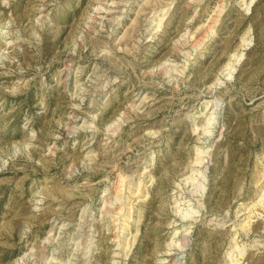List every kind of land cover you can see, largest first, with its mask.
Returning <instances> with one entry per match:
<instances>
[{
  "label": "rangeland",
  "instance_id": "obj_1",
  "mask_svg": "<svg viewBox=\"0 0 264 264\" xmlns=\"http://www.w3.org/2000/svg\"><path fill=\"white\" fill-rule=\"evenodd\" d=\"M0 264H264V0H0Z\"/></svg>",
  "mask_w": 264,
  "mask_h": 264
}]
</instances>
